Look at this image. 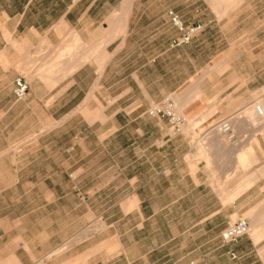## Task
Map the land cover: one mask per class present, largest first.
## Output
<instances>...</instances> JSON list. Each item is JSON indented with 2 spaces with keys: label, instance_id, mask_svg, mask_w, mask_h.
<instances>
[{
  "label": "crops",
  "instance_id": "1",
  "mask_svg": "<svg viewBox=\"0 0 264 264\" xmlns=\"http://www.w3.org/2000/svg\"><path fill=\"white\" fill-rule=\"evenodd\" d=\"M168 11L200 33L173 46ZM0 17L35 37L28 111L0 117V264H170L176 237L180 259L207 244L216 264H264V0H0ZM167 97L172 136L146 114ZM237 219L250 233L225 246Z\"/></svg>",
  "mask_w": 264,
  "mask_h": 264
},
{
  "label": "rangeland",
  "instance_id": "2",
  "mask_svg": "<svg viewBox=\"0 0 264 264\" xmlns=\"http://www.w3.org/2000/svg\"><path fill=\"white\" fill-rule=\"evenodd\" d=\"M227 4H214L209 5L212 7V11L215 15V18L218 21L219 26H226L228 15L232 12L233 8H231L227 13L220 15L217 10L226 9ZM10 30L8 25L5 24V21L0 17V56L4 59L5 65L2 66L0 64V117L2 116V111H28L27 108L22 104L24 100L18 102L17 104L14 102V98L12 97V89H13V79L16 75H22L26 81L29 83L31 91L33 90V86L31 81L34 79L31 76L35 74V71L30 72L24 67V62L30 57H34V48H35V37L33 36H25V35H10ZM259 37H255V41L253 44L257 42ZM44 45H49L47 41H44ZM60 68L58 66H53L45 69L48 75L45 79L47 81L52 80L57 71ZM44 70V69H43ZM41 73V71H40ZM44 88L51 90L54 84L46 83L42 85ZM29 93V91H28ZM28 95V94H27ZM255 104V103H254ZM14 105V106H13ZM23 105V106H22ZM13 106V107H12ZM11 117L8 115L4 117L0 121V137L3 139L4 134H11V132H2L4 127L7 125L9 127V122ZM18 133H12L15 136ZM7 138V137H5ZM227 228V227H226ZM225 228V229H226ZM189 241H188V249L193 248L198 240H194L196 238L195 229L189 230ZM214 236L210 235L208 238H213ZM206 238V237H205ZM177 245V246H176ZM171 246V245H170ZM169 247V245H168ZM179 237H176L174 243H172V259L170 264H216L214 260H212L211 256L208 254L210 245L205 244L203 247V257L199 260H196L194 257L192 259H180L179 253ZM169 263V261H168ZM158 264H160L158 262Z\"/></svg>",
  "mask_w": 264,
  "mask_h": 264
},
{
  "label": "built area",
  "instance_id": "3",
  "mask_svg": "<svg viewBox=\"0 0 264 264\" xmlns=\"http://www.w3.org/2000/svg\"><path fill=\"white\" fill-rule=\"evenodd\" d=\"M167 15L170 24L178 34L177 38L172 42L173 46L179 47L186 45L200 33V23H185L174 11H168ZM28 91V83L23 78L18 77L14 80L12 95L15 101L24 100ZM252 109L257 118L264 119V108L260 103L257 102L253 104ZM146 114L149 117L165 119L168 122L169 133L171 136L179 133L185 124V118L176 111L175 104L170 97L154 104L147 110ZM213 129L216 133L228 135L229 138L233 137L230 134V126L226 120L215 124ZM249 233L250 227L248 222L244 219H237L222 231L220 238L223 245L229 246ZM228 254L232 259L236 258L233 252H228Z\"/></svg>",
  "mask_w": 264,
  "mask_h": 264
}]
</instances>
